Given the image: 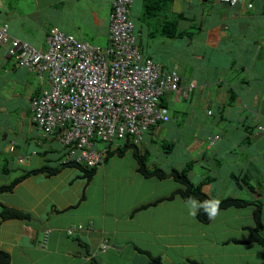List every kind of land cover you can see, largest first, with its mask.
Masks as SVG:
<instances>
[{
    "label": "crops",
    "instance_id": "crops-1",
    "mask_svg": "<svg viewBox=\"0 0 264 264\" xmlns=\"http://www.w3.org/2000/svg\"><path fill=\"white\" fill-rule=\"evenodd\" d=\"M17 2L0 1V25L9 27L12 38L31 41L33 47L44 50L49 30L56 27L76 36L81 42L89 43L87 40H91L92 45L103 48L107 44L112 0H31L28 2L31 11L28 12L24 11L25 8L17 9ZM249 2L253 3L250 9L247 8ZM141 8L142 0H136L132 16L138 21V50L142 48L143 56L150 55L164 69H175L181 78L189 67L188 82L196 85L193 92L195 103L191 107L196 110L202 105L205 109L200 116L206 121H201L200 125L198 120L191 118L199 117L195 116V110L185 122L188 125L186 132L195 129L191 134L195 138L181 143L184 152L191 156L190 161H196L197 171H190L189 178L198 183L201 168L209 170L215 182L205 185L204 191L206 189L214 202L225 197L259 199L264 191V0H244L234 7L218 0H172L155 24L164 19V14L166 17L183 14L177 20V29L187 32L193 24L196 25V20L205 28L192 40H174L169 49L165 38H150L149 33L156 29L149 31L139 21ZM14 22L31 26L27 28L30 33L40 32L35 38L21 37ZM191 49V59L182 60L180 54H190ZM5 50L0 49V172L5 169L7 172L1 173L6 175L8 167L14 169L12 166L22 165L24 168L19 177L44 165L58 167L57 162L63 156L62 147L55 139L41 134L31 117L27 116L31 110L28 102L48 87L46 78L27 97L29 79L38 77L34 72L19 68L13 59L6 56ZM213 52L215 57L211 56ZM220 55L222 57L218 58ZM229 89L235 95L227 105ZM210 109L218 112L216 116L221 121L214 132L218 140L208 151V138L212 135L210 128L216 121L208 117ZM171 128L172 142L176 139L179 142L182 127L180 129L177 123H172ZM163 130V126H154L150 130L152 138H160ZM208 154L212 156L208 157ZM218 155L221 159H216ZM23 156L29 157L27 163ZM125 157L110 159L88 182L77 177L75 168H64L54 175L45 172L30 175L17 183L11 192L0 193V215L3 208H8L29 216L27 220L2 219L0 216V250L10 255L11 264H155L153 259L157 258L162 264H179L180 256L176 253L180 250L186 253L183 260L198 264L190 252L197 246L207 254L208 263L214 262L213 256L219 253L220 261L214 264H222L221 259L226 255L224 246L230 244L244 246L238 253L248 264H254L257 257L260 259V246L235 242L247 237L244 228L252 224L250 208L220 210L209 223L222 214L225 221L222 225L225 223L228 228L219 240L216 238V244L197 245L194 234L181 229L180 223L174 224L168 213L165 217L150 218L160 205H169L170 209L172 203L181 198L176 196L154 207L141 208L169 195L176 187L170 186L168 190L158 192L153 187V178L145 179L139 175L134 163L126 166ZM20 158L24 159L22 164L18 163ZM215 160L220 161L221 167L214 164ZM117 163L122 167L120 172L114 173L111 167L118 166ZM227 172L237 180H231ZM248 177L250 180L244 181ZM154 192L157 193L155 196ZM190 203L196 204L190 207L195 218L199 204L196 201ZM262 212L264 223V205ZM232 220L241 231V239L228 236ZM89 221L92 226L88 225ZM77 224L83 226L82 230L66 234L68 227ZM46 230L50 233L43 244L42 235ZM199 240L202 241V236ZM104 242L108 247L101 252L100 245ZM236 264L243 262L236 260Z\"/></svg>",
    "mask_w": 264,
    "mask_h": 264
},
{
    "label": "built area",
    "instance_id": "built-area-1",
    "mask_svg": "<svg viewBox=\"0 0 264 264\" xmlns=\"http://www.w3.org/2000/svg\"><path fill=\"white\" fill-rule=\"evenodd\" d=\"M132 2L112 1L110 45L104 48L52 28L46 48L40 50L10 37L7 26L0 25V48H6L7 57L47 79L48 89L30 103L31 118L65 149L62 165L102 166L106 149L99 151L96 140L108 144L129 134L137 144L150 126L169 121L159 103L165 92L184 96L196 86L191 82L179 87L175 73H164L139 53L130 17Z\"/></svg>",
    "mask_w": 264,
    "mask_h": 264
},
{
    "label": "trees",
    "instance_id": "trees-1",
    "mask_svg": "<svg viewBox=\"0 0 264 264\" xmlns=\"http://www.w3.org/2000/svg\"><path fill=\"white\" fill-rule=\"evenodd\" d=\"M135 1L136 0H133L132 5H131L130 17H131L132 22L134 24V36H136V39L138 41L139 33H138V30L136 29V24H135V21H134L133 16H132L133 15L132 14L133 6L135 4ZM160 1L161 0H142V8H141V12H140V17H138V19L143 24H145V26L148 28L149 31H153L154 28L156 29L155 32L153 31L152 33L151 32L149 33L150 38H155L157 36L158 37L161 36L167 40H172V41L177 40V39H181V38H188L189 40H192L193 37L197 36L200 32H202L204 30L205 25L203 24V26H202V24H201L202 22H200L198 24L196 19H195L196 25L193 24V26H191L190 30H188L187 32H184L185 30L177 29L176 28L177 20L179 18H182L184 16L183 14H177L175 16L168 15L167 17L164 14V19L162 21L160 20L158 25L155 24L158 22L156 20H159V17H161L163 15L164 12L162 10H164V8L166 10V7H168L172 2V0H165V2L162 1V3ZM218 1L220 3L226 4L229 6V4L226 2H223L221 0H218ZM238 3H241V1H239ZM238 3H236L235 5L230 6V7H234ZM112 12H113V7H112V3H111L110 14ZM110 14H109V16H110ZM191 24H192V22H191ZM157 26H159V27H157ZM52 28H56V27H52ZM50 30H49V32H50ZM49 32L47 35H49ZM202 38H204V36L200 37L201 40H202ZM109 45H110V40H109L108 27H107V44L105 47H108ZM101 48H103V47H101ZM141 49H140V53L143 54V51ZM230 56L232 57V54H230ZM144 57L153 61V59L150 55H147V56L144 55ZM162 70L164 71V73H169V72L175 73V75L178 77L179 87L184 88V87L180 86L181 85V77H180V74L175 69H166V67L164 69V66H163ZM194 91H195L194 89L186 91V94L184 96L182 94H178V95H176L174 93H172V94H174V96H176L177 99L181 98L182 101H184V102L187 101V102H189L188 104L191 105L192 102H193V104L195 103V100L193 98V92ZM166 93L167 92H165L164 94H166ZM164 94H163V96H164ZM234 95H235V92L232 89H229V93H228V97H227V100H228L227 105H229L231 100H233L234 97H232V96H234ZM162 97L160 98V102H159L161 106H163ZM199 106L200 107H197V108L202 107V105H199ZM163 107L165 109H167L166 106H163ZM207 112H208L207 113L208 117L211 118L212 121H213V119L216 120L215 125H213L210 128V130H212V135L208 138L209 148L207 150L211 151V148H213L216 141L218 140V137L215 136L214 132L217 131L219 124H220V121H221V118L220 119L217 118L216 114L218 112L216 113L215 109H210ZM186 115H187L186 112H184L183 116L185 118H186ZM171 123H172V118H170V121L167 124H171ZM183 124H185V122L177 123V125L179 127H180V125L183 126ZM171 127H172V125L168 128V130L173 131L172 130L173 128H171ZM169 139H172V135L169 137ZM213 139H215L214 142H213ZM133 140H134V138L132 136H130L129 134H125V136H123L121 138H115L114 142H111L108 144L102 143L101 140H96V143L101 144L99 151H101V149H106L105 164L112 158H122L126 155V152H130L133 160L136 163L135 164L136 165V171L143 178H145V179L156 178L158 180L171 179L173 181V183H175L177 185V188L175 190H173L169 195L164 196V197L162 196V197L158 198L157 200H154L153 202H149V203L143 205L141 207L142 209L154 207L157 204L162 203L164 201H170L174 197L177 196L185 202L196 201L199 204V207L196 211L195 218L199 223L206 225L213 219V217L220 210H224L227 208H233L236 210L250 208L252 211V214H251L252 215L251 216L252 217L251 218L252 224L250 226H247L244 228L245 231H247V237L242 241L236 240L235 242L236 243L241 242L242 244H247V245L255 244V245L260 246L262 249V254H261L259 260H260L261 264H264V233H263L264 223H263V212H262L263 205H264V201H263L264 191L261 192V194L259 195V199H256V200L253 198L245 199V198H241V197H225L219 201L214 202L207 195V193L204 191L205 185L212 184L215 182V177L212 176V173L209 170H207L206 168L204 169L202 167L201 168L202 170L199 172V174H200L199 177L201 178L200 181H198V183H193L192 180L189 178V172L195 166L196 161H194V160L188 161L180 169H176V168L171 167L168 170H163L162 168L157 167L156 164H152L150 162V153L147 149H144L143 151L141 150V148L139 147L141 140L137 144H135L133 142ZM174 143L175 142H172V141L160 142L159 146L161 148L162 153H164L166 155L172 153L174 148H175ZM62 152L63 153L65 152L64 148H62ZM207 156L211 157L212 155L208 154ZM208 157H205V158L208 159ZM218 157H220V159H221L220 155L216 156V159H218ZM214 164L218 167H221L220 161H218V160L217 161L215 160ZM64 168H75L78 171L77 177L85 179L87 182L90 181L91 177L95 174V172L97 170V168L87 169V168H84L82 166L74 165V164L61 165L60 167H50L48 165H44L40 168L24 172L19 177L12 180L9 184L0 185V193L11 192L13 187L17 183H19L20 181H22L23 179H25L26 177H28L30 175H36V174L42 173V172H45L47 175H54ZM1 172L6 173L7 171L5 169H3V170H1ZM227 173H228L231 180L232 179H234V181L237 180V178L231 172H227ZM248 179L250 180V178L248 177L244 181H247ZM248 188L250 189V187H248ZM0 216L2 217V219L19 218V219L27 220L29 218V216L27 214H25L21 211H17L14 209H8V208H3V211H2ZM140 252L145 253V251H140ZM145 254H147V253H145ZM153 262L155 264H162V263H160L159 258L153 259ZM0 264H11L10 255L3 250H0Z\"/></svg>",
    "mask_w": 264,
    "mask_h": 264
},
{
    "label": "rangeland",
    "instance_id": "rangeland-1",
    "mask_svg": "<svg viewBox=\"0 0 264 264\" xmlns=\"http://www.w3.org/2000/svg\"><path fill=\"white\" fill-rule=\"evenodd\" d=\"M30 1L31 0H26V1L25 0H18V2L16 3V8L19 10H22L23 8H25L24 11H26V12H28L29 10L31 11V6L28 3ZM13 4L14 3H11V5H13ZM134 21H135V24L138 23L136 18L134 19ZM201 24L203 26V23H201ZM14 27H15V29L19 30L21 37H26V38L28 36L35 38L36 35L38 34V32H40V31H36L37 33H35V32L30 33L31 31L28 32L27 28H29L31 26H29L27 24L23 25V24H19V23L14 22ZM8 29H9V27H8ZM167 41L168 42L165 44H166L167 49H169L171 47L170 44H174V41H169V40H167ZM29 42L31 43V41H29ZM87 42H89L90 44H93V42L91 40H87ZM137 49H138V47H137ZM208 54L210 55V52H208ZM214 54H215L214 52L211 53V56L215 57L216 55H214ZM180 56H181V59L184 61H187L188 59L190 60L191 56H192V49H191L190 54L188 52H186L184 54V56L182 54H180ZM220 57H222V55H220L218 58H220ZM195 58H193V59H195ZM180 66H182V64H180ZM160 67L162 68L161 65H160ZM19 68H23V67L19 66ZM23 70L26 71L27 69L23 68ZM189 72H190V68L188 67L186 69V75L182 76V78H181V85L180 86L187 87L188 84L190 83V82H188V73ZM42 79L38 80V78H36V77H31L29 79L30 86H29V89H28L27 94H26L27 97H29L34 92L33 89L37 88L38 86L41 85V83H43ZM23 93H24V91H23ZM24 95H25V93H24ZM25 99L27 100L26 97H25ZM162 100H163V102H162L163 106L167 107L168 113L170 114V116L172 118V123L186 122L188 120L189 115L192 113L193 110H195L194 107H191L193 105V102L191 103V105H189L188 104L189 102H187V101L184 102V101H182L181 98L175 100L174 94H171L168 92L166 94H164V96L162 97ZM29 103L30 102H28V106H29ZM190 108H192V110H190ZM202 111H203V113L205 112V109L203 108V106L201 108H197L194 111L195 116L199 115V117H196V118L191 117L194 120H198V125H200L201 121H206L204 117L200 116ZM184 112H186V114H187L186 118L183 116ZM30 113H31V110H30V112H27L28 117L31 116ZM25 116H26V114H25ZM172 123L162 125L164 130H163L162 134L160 135V138H157V137L152 138L151 132H147L145 134L144 141H143V143L147 146L148 151L150 153V162L153 164H156L157 167H160V168L163 167L162 168L163 170H168L171 167L176 168V169H180L184 166L185 162L191 160V156L187 152H184V150L181 146L182 142L187 143L189 138H191V139L195 138V136L191 137V134L194 133L195 129H192V131H189V133H188V131L186 132V129H188L187 123L183 124V126L180 125V127H179L181 129V126H182V129H181L182 139H180L179 142L178 141L176 142L177 139L174 140V142H175L174 146H175L176 150H173V152L168 154V155L162 153L161 148L159 146V143L162 141H165V142L166 141H168V142L172 141V139H169V137L171 136V134H170L171 131L168 130V128L172 125ZM200 127H202V126H200ZM41 134H43V133L41 132ZM100 147H101L100 143L96 144L97 149H99ZM178 150H180V152ZM23 158H25V161H26L29 157L23 156ZM27 162L28 161H26V163ZM129 163L136 164L135 161L133 160L132 156H131V153L126 152L125 165L128 166ZM125 165L123 166L124 170H126V168H127ZM118 166H119V168H118ZM118 166L111 167V170L114 173H116L118 171L120 172L122 164H118ZM12 167L15 170L8 167L9 171H8V174H6V175H4L0 172V184H8L9 182H11L15 178H17V176L20 174L19 172L24 168L22 165H16V166H12ZM192 169L193 170H191V172L197 171V168L195 166ZM96 178L99 179L100 176H97ZM152 181L154 183L153 187L156 188L158 190V192L161 191L162 189L168 190L170 186L177 188V185L175 183H173V181L171 179L158 180L156 178H153ZM205 191H206V189H205ZM156 194L157 193L154 192V196ZM166 204H168V203H166ZM169 204H171V203H169ZM164 205L165 204L160 205V207L155 211V213H153V215L150 218L152 220H154L156 218L165 217L166 213H168V215L173 217V219L171 217H169L173 221V223L174 224L180 223L181 229H183V230L186 229L189 233L194 234L193 239L195 240L197 245H200V243H203L202 247H205V243L207 245L209 242L211 244H216V238L219 240V236L222 235L223 231L228 228V225H226L225 223L222 225V223L225 222L222 218V214H220L213 222H211L209 224L205 225V224L199 223L194 218V215L192 214V211L190 208L191 206H193V205L195 206L196 204H193L190 202L189 203L183 202V201H181V199H178L176 202L172 203V207L170 209H169V205H166V206H164ZM162 211H164V212H162ZM162 221H164V220H162ZM152 222L154 223L155 221H152ZM156 222L158 223L161 221H156ZM230 224L231 225H230V230L228 231V236H231V237H234L237 239H241L240 238L241 237V231L238 229V225L234 222V220H232V223H230ZM201 236H202V241L199 240L201 238ZM190 239L191 238H189L188 241ZM224 248H225L226 255L224 256L223 260L221 259V261L224 262V263L221 262L222 264H236V260L238 262L242 261L243 264H248V262L246 260L241 259V257L239 256V253H238L241 249L244 248V246L239 245V244H235V245L230 244V245H225ZM201 249L202 248L200 246H197L196 249H190V252H192L191 254L195 255L193 257H196L194 260L198 264H200V263L201 264H214V262L220 261V257H219V253H218V256H213L214 262L208 263V260L206 257L207 254L203 253L201 251ZM176 254H178V256H180L179 260H178V262H180L179 264H190V263H187L185 260H183V257L184 258L186 257L185 251L180 250L179 253H176ZM256 263L257 264L260 263L259 257H257L255 259L254 264H256Z\"/></svg>",
    "mask_w": 264,
    "mask_h": 264
},
{
    "label": "clouds",
    "instance_id": "clouds-1",
    "mask_svg": "<svg viewBox=\"0 0 264 264\" xmlns=\"http://www.w3.org/2000/svg\"><path fill=\"white\" fill-rule=\"evenodd\" d=\"M113 1V0H112ZM241 1H244V0H241ZM253 1H257V0H253ZM252 6H253V3H251V2H249L248 4H247V7L248 8H252ZM6 26V25H5ZM8 28V27H7ZM8 33H9V31H8ZM11 37V36H10ZM19 40V39H18ZM22 41V40H21ZM24 42H26V41H24ZM28 43V42H27ZM29 45H31L30 43H28ZM32 46V45H31ZM33 47V46H32ZM1 48H5V47H1ZM0 48V49H1ZM35 48V47H34ZM5 53H6V50H5ZM11 59V58H10ZM31 72H34V71H32V70H30ZM35 73V72H34ZM35 75L38 77V79H44V77H45V75H42V76H38L36 73H35ZM46 78V77H45ZM46 83H47V85H48V82H47V79H46ZM191 83V82H190ZM195 88H196V86H195ZM194 88V89H195ZM46 89H48V87L47 88H45V89H42L41 90V93L37 96V97H39V96H41V94H42V92L44 91V90H46ZM37 97H34L33 99H36ZM33 99H31V101L33 100ZM31 101H30V103H31ZM30 103H29V108L31 109V106H30ZM166 111H167V109H166ZM167 114H168V117H169V121H170V115H169V113H168V111H167ZM30 117H32V110H31V116ZM31 121H32V118H31ZM168 121V122H169ZM167 122V123H168ZM32 123H33V121H32ZM167 123H162V124H155V125H152V126H150L144 133H143V136H142V139H141V143H140V145H139V147L141 148V150L143 151L144 149H147L148 150V148H147V146L143 143V141H144V137H145V134L147 133V132H150V130L154 127V126H162V125H164V124H167ZM35 125V124H34ZM36 126V125H35ZM37 128V127H36ZM38 129V128H37ZM39 130V129H38ZM39 131H41V130H39ZM42 132V131H41ZM43 133V132H42ZM43 135L44 136H46V137H49V138H53V139H55V136H47V135H45L44 133H43ZM56 140V139H55ZM214 140L215 139H213V142H214ZM56 142L61 146V144L56 140ZM62 147V146H61ZM11 148V150H13V148L12 147H10ZM63 148V147H62ZM106 157V156H105ZM62 158V157H61ZM61 158L59 159V161L57 162V166L58 167H60L62 164L60 163V160H61ZM19 160H22V162H19ZM18 160V163L19 164H22L23 163V158H20ZM153 164V163H152ZM67 165H69V164H67ZM105 165V158H104V162H103V164H102V166H100V167H103ZM83 167V166H82ZM100 167H97V169L98 168H100ZM85 168V167H84ZM88 169V168H87ZM91 169H93V168H91ZM88 225L89 226H92V222L91 221H89L88 222ZM78 226H80V228H78ZM72 228H74L73 230H72V232L71 233H68V231L69 230H71ZM82 228H83V226L82 225H80V224H77V225H72V226H70V227H68L67 229H66V234H68V235H72L75 231H78V230H82ZM49 233H50V230H46V231H44V233H43V244H45L46 243V241H47V237H48V235H49ZM107 244L104 242V243H102L101 245H100V251L101 252H104L106 249H107Z\"/></svg>",
    "mask_w": 264,
    "mask_h": 264
},
{
    "label": "bare ground",
    "instance_id": "bare-ground-1",
    "mask_svg": "<svg viewBox=\"0 0 264 264\" xmlns=\"http://www.w3.org/2000/svg\"><path fill=\"white\" fill-rule=\"evenodd\" d=\"M222 1V0H221ZM239 1H241V0H239ZM241 2H243V1H241ZM229 4V3H228ZM229 6H233V5H230L229 4ZM136 37V36H135ZM137 40V39H136ZM136 46H137V42H136ZM139 51V50H138ZM140 53V52H139ZM6 54V53H5ZM141 54V53H140ZM142 55V54H141ZM7 56V55H6ZM143 56V55H142ZM144 57V56H143ZM12 59V58H11ZM154 62V61H153ZM156 63V62H155ZM158 64V63H157ZM159 65V64H158ZM160 66V65H159ZM22 67V66H21ZM23 68H25V69H27V70H29L30 71V69H28V68H26V67H23ZM162 69V68H161Z\"/></svg>",
    "mask_w": 264,
    "mask_h": 264
}]
</instances>
